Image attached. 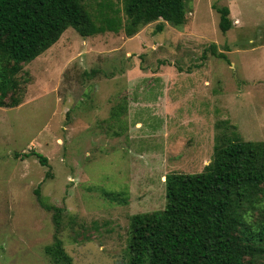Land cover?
Returning <instances> with one entry per match:
<instances>
[{
  "label": "rangeland",
  "instance_id": "374dc122",
  "mask_svg": "<svg viewBox=\"0 0 264 264\" xmlns=\"http://www.w3.org/2000/svg\"><path fill=\"white\" fill-rule=\"evenodd\" d=\"M106 2L122 7L83 0L92 16ZM212 5L229 7L226 32ZM186 7L184 24L160 19L131 36L68 27L22 64L4 99L21 103L0 107V264H55L54 234L71 264H123L131 216L164 208L168 173L203 170L218 120L264 140V0ZM32 150L47 165L22 156ZM34 189L63 209L59 232Z\"/></svg>",
  "mask_w": 264,
  "mask_h": 264
},
{
  "label": "trees",
  "instance_id": "16d2710c",
  "mask_svg": "<svg viewBox=\"0 0 264 264\" xmlns=\"http://www.w3.org/2000/svg\"><path fill=\"white\" fill-rule=\"evenodd\" d=\"M121 1V8L101 4L108 10L100 8L92 16L83 0H0V107L21 103L18 96L4 99L20 89L22 64L51 47L68 27L82 37L105 31L131 36L160 19L174 26L186 21L187 0ZM212 7L226 32L232 25L228 6ZM156 27L158 32L163 24ZM210 47L213 55L225 59L214 44ZM215 128L212 158L203 170L168 173L164 208L131 216L123 264L264 263V140L242 139L227 119L218 120ZM30 155L47 165L46 157L33 150L22 156ZM36 200L52 212L59 232L63 209L37 192ZM45 251L55 264H71L55 234Z\"/></svg>",
  "mask_w": 264,
  "mask_h": 264
},
{
  "label": "crops",
  "instance_id": "0c3cea01",
  "mask_svg": "<svg viewBox=\"0 0 264 264\" xmlns=\"http://www.w3.org/2000/svg\"><path fill=\"white\" fill-rule=\"evenodd\" d=\"M228 8H229V7H228ZM229 11H230V9H229ZM237 21H238V19H237ZM237 21H235V22H237ZM232 25H233V22H232ZM232 25H231V26H232Z\"/></svg>",
  "mask_w": 264,
  "mask_h": 264
}]
</instances>
